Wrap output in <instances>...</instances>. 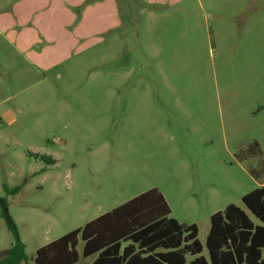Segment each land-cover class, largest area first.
I'll use <instances>...</instances> for the list:
<instances>
[{
    "label": "rangeland",
    "instance_id": "rangeland-1",
    "mask_svg": "<svg viewBox=\"0 0 264 264\" xmlns=\"http://www.w3.org/2000/svg\"><path fill=\"white\" fill-rule=\"evenodd\" d=\"M261 160L264 0H0V200L23 264L153 188L204 246Z\"/></svg>",
    "mask_w": 264,
    "mask_h": 264
},
{
    "label": "trees",
    "instance_id": "trees-1",
    "mask_svg": "<svg viewBox=\"0 0 264 264\" xmlns=\"http://www.w3.org/2000/svg\"><path fill=\"white\" fill-rule=\"evenodd\" d=\"M52 165L49 157L31 154ZM261 156L257 142L240 150L239 162ZM259 180V169L248 170ZM243 208L229 204L209 218L204 246L196 225L178 223L162 194L155 188L87 222L36 250L34 264H76V247L82 243V257L90 264H264V184L241 197ZM2 214V213H1ZM3 216V215H2ZM15 243L0 258V264H23L25 246ZM206 251L203 254V251Z\"/></svg>",
    "mask_w": 264,
    "mask_h": 264
},
{
    "label": "water",
    "instance_id": "water-1",
    "mask_svg": "<svg viewBox=\"0 0 264 264\" xmlns=\"http://www.w3.org/2000/svg\"><path fill=\"white\" fill-rule=\"evenodd\" d=\"M0 208H1V212H2V215H3V217L5 218V220H6L9 224H11L10 217H9V215H8L7 209H6L5 205H4V203L2 202V200H0Z\"/></svg>",
    "mask_w": 264,
    "mask_h": 264
},
{
    "label": "crops",
    "instance_id": "crops-1",
    "mask_svg": "<svg viewBox=\"0 0 264 264\" xmlns=\"http://www.w3.org/2000/svg\"><path fill=\"white\" fill-rule=\"evenodd\" d=\"M10 249V248H9ZM39 249V248H38ZM92 262V261H91ZM34 264V263H33Z\"/></svg>",
    "mask_w": 264,
    "mask_h": 264
}]
</instances>
